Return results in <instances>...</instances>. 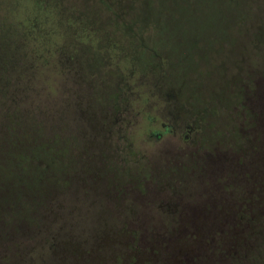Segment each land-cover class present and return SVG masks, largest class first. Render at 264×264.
Listing matches in <instances>:
<instances>
[{"label": "rangeland", "instance_id": "rangeland-1", "mask_svg": "<svg viewBox=\"0 0 264 264\" xmlns=\"http://www.w3.org/2000/svg\"><path fill=\"white\" fill-rule=\"evenodd\" d=\"M15 90L0 264H264V0H0Z\"/></svg>", "mask_w": 264, "mask_h": 264}, {"label": "trees", "instance_id": "trees-1", "mask_svg": "<svg viewBox=\"0 0 264 264\" xmlns=\"http://www.w3.org/2000/svg\"><path fill=\"white\" fill-rule=\"evenodd\" d=\"M17 91H19V90H15V91H13L11 94H10V96L4 101H0V114H3V113H6V112H8L11 108H13L14 106H15V104H24V98H22V97H20V94H18L17 93ZM194 212V211H193ZM193 212H191V213H189V214H186V215H188V216H190L189 218H188V220H190V221H192V222H194V223H196L198 226L195 228V226L194 225H192V226H194V227H192V226H190V227H192V229H194L192 232L191 231H189V230H191L190 229V227H188V228H183L182 230H181V233L183 234V235H185V236H187V237H192V238H195V233H196V231H199L197 228L199 227V225H202V221L201 220H203L204 219V217H209L208 215L209 214H196V213H194L193 214ZM200 219V220H199ZM199 223H201V224H199ZM184 227H187V225H185ZM199 229H201V228H199ZM212 240H214V239H212ZM211 239H208V243L207 244H209L210 242H213ZM140 243H141V245L140 246H142V245H150L152 248V250H153V248H156V244H153L152 242H154L151 238H149V237H147V236H144V237H142V239H140V241H139ZM169 243L167 242V244L166 245H168ZM191 244H194V243H191ZM197 244L198 245H204V242L203 241H199V242H197ZM140 248V247H139ZM191 257H192V259H193V254L191 255ZM182 260H184V259H182ZM173 262V261H172ZM184 262V261H183ZM174 263V262H173Z\"/></svg>", "mask_w": 264, "mask_h": 264}, {"label": "flooded vegetation", "instance_id": "flooded-vegetation-1", "mask_svg": "<svg viewBox=\"0 0 264 264\" xmlns=\"http://www.w3.org/2000/svg\"><path fill=\"white\" fill-rule=\"evenodd\" d=\"M176 127H177V126H176ZM176 127H175V128H176ZM169 131H170V132H172V133H177V132H180V131H179V130H177V129H176V130H174V131H173V130H169ZM194 213H196V214H205V213H206V214L212 215V213H213V212H211V213H210V212H208V211L199 212V211H197V210H196V211L194 210L193 214H194Z\"/></svg>", "mask_w": 264, "mask_h": 264}]
</instances>
